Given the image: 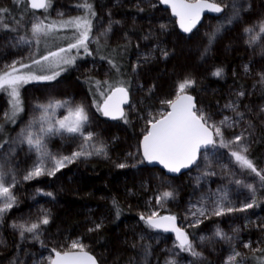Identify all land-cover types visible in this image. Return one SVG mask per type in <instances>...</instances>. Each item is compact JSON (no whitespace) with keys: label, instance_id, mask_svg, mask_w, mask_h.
<instances>
[{"label":"rangeland","instance_id":"1","mask_svg":"<svg viewBox=\"0 0 264 264\" xmlns=\"http://www.w3.org/2000/svg\"><path fill=\"white\" fill-rule=\"evenodd\" d=\"M95 1L92 7L95 16H89L92 32L88 52L91 55L83 48L73 49L68 54L75 57L70 65L57 67L51 60L33 64L31 71L37 75L71 70L69 76L58 75L53 80L32 81L20 87L22 111L15 115L21 113V116L16 118L9 143L0 149V173L16 200L11 209L0 214V264H49L55 251L76 250L71 248L74 241L84 245V250L91 253L98 264H166L168 260H174L175 264H225L233 251L241 253L237 264H248V255L258 254L255 249H263L260 247L264 243V182L239 167L226 148L203 151L192 170L172 178L160 169L146 168L139 147L148 130L147 121L159 118L168 110L162 101L174 99L178 83L185 78L195 80L187 93L195 91L197 110H203L216 123L225 116L238 121L236 126L223 127L225 139L247 130L248 139L244 143L249 149L256 130H264V113H260L264 106V84L258 82L260 74L264 73V35H259L254 43L248 42L259 30L254 28L253 33H245L246 27L256 24L240 21L241 11L231 24L227 23V17L233 12L231 5L244 7L248 0H230L228 16L205 18L194 32L184 35L177 32L168 11L161 10L158 0ZM9 2L0 0V7ZM84 2L50 0V7L30 19V38L24 37L26 42H21L22 36H7L0 32V71L16 61L32 64L38 47L31 31L34 23L84 16L85 9L78 7ZM87 3L91 4V1L87 0ZM151 17L155 25L152 29L147 21ZM161 24L166 25V29H161ZM220 24L224 26L209 46L208 36ZM109 26L111 30L102 35ZM74 35V30L66 29L46 36L37 59L61 47L66 48ZM97 41L131 47L127 59L134 82L132 99L126 110L127 116L118 123L101 118L103 98L100 102L92 100L84 85L85 81L94 82L97 92L101 90V83L110 80L109 65L93 58L91 47ZM161 50L168 52L167 58L162 56ZM245 65L249 69L247 72ZM216 69L223 70L220 77L212 75ZM240 91L245 95L237 96ZM8 101V95L0 92V121L8 111L12 112ZM54 101L67 104L55 110L53 121L68 115L69 108L83 106L89 117L84 133H93V139L85 142L80 135L50 134L44 137L47 153L56 157L70 156L87 143L85 150L93 154L75 159L55 175L24 180L41 158L22 142V133L31 130L39 134L42 111L39 106ZM230 101L238 105L237 111L243 113V119L225 107ZM99 146L104 147V152L97 155L93 149ZM43 160L45 168L54 167L47 156ZM119 164L127 167L120 168ZM205 172L214 174L205 175ZM237 179L242 182L240 185L234 182ZM247 184H251L254 191L244 186ZM165 191L172 192L173 197L157 203V197ZM225 192L228 206L238 208L253 199L255 206L242 212L211 215ZM58 197L59 202L56 201ZM113 197L139 216L150 215L153 211L159 215H174L179 227L188 232L193 248L201 255L197 257L181 251L175 246L177 241L172 235L150 229L137 219L112 224L114 215L110 214V206ZM84 199L88 200L85 208L78 206ZM68 206L71 209H67ZM197 208L206 209V217L193 216ZM54 214L59 221L64 219L62 226L52 224ZM44 215L48 216L49 223L40 224L38 234L24 233L22 237L20 228L14 227L38 223ZM197 218L201 223L193 226ZM96 225H100L98 230L89 231ZM217 229L232 239H220L215 235ZM245 243L250 247L245 248Z\"/></svg>","mask_w":264,"mask_h":264},{"label":"snow or ice","instance_id":"2","mask_svg":"<svg viewBox=\"0 0 264 264\" xmlns=\"http://www.w3.org/2000/svg\"><path fill=\"white\" fill-rule=\"evenodd\" d=\"M19 3L20 0H15ZM28 5L32 9H47L50 7V0H27ZM161 4H165L171 8L172 15L177 18V23L180 29L184 33H191L196 27L198 21L201 18V14L207 10L214 13H223L229 7L224 0H160ZM78 7L84 8L86 14L84 16H76L66 20L54 21L51 23H45L40 21L32 25L31 31L33 39L39 43L40 36H49L55 32L72 29L75 35L71 38L67 47H61L58 51L49 52L48 55L42 56L40 59H33L32 64L20 63L19 61L13 62L11 65H7L3 71H0V92H5L9 97V105L12 109V115L22 111L20 100V87L24 84L32 81H49L58 76L59 72H53L52 75H37L31 71L32 65H40L43 62L52 61L58 67L60 64H72L75 57L69 56L73 49L79 51L83 48L86 54L91 55L88 52V42L92 32V21L89 16H95V12L92 11V6L85 0L84 3L79 4ZM233 12L232 15L227 17V23L231 24L243 6L231 5ZM143 11V9H140ZM7 9H0V13H6ZM223 24L217 26L215 31L209 34L208 43L209 46L214 42L216 36L223 28ZM7 27V26H5ZM161 29H166V25L161 24ZM254 28H258V33L253 34L248 41L250 44L254 43L259 35H264V20L259 21L252 27H246L245 33H253ZM110 26L105 30L110 31ZM21 42H26L24 37L20 38ZM207 51V49H205ZM163 57L167 58L168 52L161 50ZM103 58V57H102ZM109 64H113L112 60L108 61ZM19 65V67L17 66ZM113 67H116L113 64ZM23 69H29V71H23ZM245 72H247L248 66L245 65ZM222 69H216L212 75L220 77L222 75ZM264 84V73L260 74V80L258 81ZM107 84V81L104 82ZM195 85V80L191 78H185L178 83L175 99L162 101L167 105L170 111H164L160 114L159 118L153 117L147 121L148 130L143 136V140L140 143V147L143 151V158L149 163H159L167 171L178 173L181 169L188 168L197 163L200 150L202 148H226L228 149V155L232 160L242 169L249 170L255 176L259 177L264 182V170H259L253 161L246 155L248 152V145L244 143L248 137L245 132H241L239 135L233 136L231 139H225L223 127H233L238 124V121L232 120L230 117L225 116L219 123L213 122L211 117L203 112V110H197L194 102V97L187 93V89ZM245 93L240 91L237 96H244ZM128 102V90L123 86H116L111 89V94L105 99L104 105L100 107V111L105 116H109L112 119L124 117V112L120 108L121 104ZM67 102L54 101L47 105H40L41 115L39 117V134L28 130L26 133H22L24 143H27L30 149H34L38 156L41 158L31 170L24 176V180H31L33 178L42 175H55L60 169L71 164L75 159L81 156H90L93 152H88L85 149L88 144H82L80 150L74 151L70 156H51L47 153L44 143V137L50 134H67L70 137L83 136L85 142L93 139V133H84V127L88 123L89 117L86 109L77 105L74 108H69L68 115L63 119L53 121L52 116L55 110L59 107L66 106ZM226 108L231 109L236 116L243 119V113L237 111L238 105L235 102L230 101L225 105ZM260 113H264V106L260 108ZM6 118H11L8 114H5ZM31 128V125L29 126ZM249 127H252L249 122ZM94 153L99 155L104 152V147L99 146L93 149ZM47 156L54 167L45 168L43 157ZM118 167H127L126 164H119ZM205 175L214 173L205 172ZM14 179V178H13ZM237 185L242 182L237 179L234 181ZM249 191H254L251 184L244 185ZM51 195V193H47ZM173 197V193L165 191L161 196L157 197V203L168 200ZM0 198H3V203H0V214L7 212L13 207L16 200L11 193L10 186H6L4 183L3 173H0ZM227 193H223L216 203V206L211 211V215L222 216L226 213L242 212L255 206V200L252 202L244 203L241 207L228 206ZM115 204V201H113ZM193 216L206 217L207 211L204 208H197L192 213ZM140 219L144 221L146 227L153 230H162L164 232H174L176 235V247L181 251H188L193 256H200L201 254L193 248V244L189 239V235L176 225V217L174 215L159 216V214L153 211L150 215H141ZM49 219L47 215H44L38 223H31L30 225H14L21 230V236L24 233H37L40 224L47 225ZM201 223L197 218L193 226H197ZM100 225H96L95 229H89V231L98 230ZM38 234V233H37ZM215 235L220 239L231 240L225 233L217 229ZM204 239L203 237L201 238ZM84 245L79 241H74L71 245L72 249H76V252H54V258L50 259L49 264H97L96 259L89 255L84 250ZM135 247V245H133ZM245 248H249L250 244L245 243ZM255 251L264 252V249H255ZM241 256L238 251H233L225 262V264H237V258ZM264 259V258H262ZM166 264H175L174 260H168Z\"/></svg>","mask_w":264,"mask_h":264},{"label":"trees","instance_id":"3","mask_svg":"<svg viewBox=\"0 0 264 264\" xmlns=\"http://www.w3.org/2000/svg\"><path fill=\"white\" fill-rule=\"evenodd\" d=\"M90 1L93 7V4L96 1L95 0H90ZM0 9H7L6 13H0V32L3 35L15 36V37L22 36V37L30 38L29 21L32 17L39 16L40 13H35L32 10H30L26 0H20L19 3L15 2V0H10V2L6 6L0 7ZM45 40H46V36H43L39 42L40 44L38 43V47L36 48V57L34 59H37L39 58V56H41L40 45L41 43H44ZM91 48H92L91 50H92L93 58L96 61L107 63L111 69V73H110V80L107 82V84L101 83V86H100L101 90L97 92L95 91L94 82L92 81L84 82V85L87 88L90 98L92 100L100 102V100L102 98L104 99V97L111 91V89L116 86L126 87L128 92L132 93V86L134 82L132 78L130 77L129 60L127 59L130 54L131 47L126 44L110 45L107 43L102 44L100 41L99 42L97 41L96 43H94V45ZM109 60H112L113 64L116 67H113V64H109L108 62ZM69 74L70 72L61 73L59 74V77L60 76L66 77V76H69ZM238 84H244V83L238 82ZM194 92L195 91L193 90L191 91L190 94L194 96L193 94ZM131 99H132V96H131ZM196 105H197V100H196ZM7 114L11 118H6L5 116L0 121V149L9 143L11 139V134H12V131L15 125V121L17 120L16 118L21 116V113L19 115L17 114L13 116L11 110L8 111ZM127 127L130 128L129 124H127ZM246 155L249 157V159L253 161V163L259 170L264 169V157H263L264 156V130L263 129L258 128L256 130L255 136L252 140V143ZM60 200L61 199L58 197L56 201L59 202ZM84 200L85 201L82 200L80 203L79 202H75V203L76 204L79 203L78 206H83V208H85L84 206L88 204L87 203L88 200L86 199ZM113 201H115V204L113 203ZM69 208L71 209L70 206H68L67 209ZM72 208H75V207H72ZM74 212L76 213V211ZM65 214H66V211L63 212V216H65ZM110 214L114 215V217L111 219L112 224L114 225H118L119 222L123 220H127L128 218L139 217V215H137L135 212L128 209L123 203H121L115 197H113L112 205L110 206ZM68 217L70 219V215H68ZM53 219L55 221V222H52L53 225L59 224L60 226H62V224L64 223V219H61L59 221V219L56 217L55 214L53 215ZM72 224L73 223H71V226ZM248 258L251 261V264H264V259H262L264 258V252L258 251V254L256 255L249 254Z\"/></svg>","mask_w":264,"mask_h":264},{"label":"water","instance_id":"4","mask_svg":"<svg viewBox=\"0 0 264 264\" xmlns=\"http://www.w3.org/2000/svg\"><path fill=\"white\" fill-rule=\"evenodd\" d=\"M26 2H27V0H26ZM193 2H194V0H193ZM27 4H28V3H27ZM161 5L163 6V8H164L165 10H167V11L170 13V15H171V17L174 19L175 24H176L177 28L179 29V31L182 32V33H184V32L180 29L179 24L177 23V18H176L175 16L172 15L171 8L168 7V6L165 5V4H161ZM28 7H29L30 10H32V11L35 12V13H41V12L44 10V9H32L29 5H28ZM219 14H220V13H219ZM217 15H218V13H214V12H210V11L205 10V11L201 14V18H200V20L198 21V23H197V25H196L195 28H197V27H198V26L204 21V19H205L206 17H214V16H217ZM195 28H194V29H195ZM194 29H193V30H194ZM110 94H111V91L105 96V98L103 99V101H102L100 107H102V106L104 105L105 99H106L107 96L110 95ZM188 94H190V93H188ZM190 95H192V94H190ZM192 96H193V95H192ZM193 97H194V96H193ZM174 99H175V98H174ZM194 102H196L195 97H194ZM129 104H130V95H129V92H128V102L120 105V108L122 109V111H123L124 113H125L127 107L129 106ZM195 104H196V103H195ZM167 111H170V109H168ZM101 114H102V116H103L104 119H106V120H108V121H112V122H118V121L121 120V118H122V117H120V118H117V119H112V118L109 117V116H105V115L103 114L102 111H101ZM143 136H144V135H143ZM143 136H142V138H141V140H140V143H141V141L143 140ZM140 143H139V147H140ZM208 149H210V148H206V149H205V148H202V149L200 150V154H201L203 151H206V150H208ZM200 154H199V157H200ZM140 156H141V159H142L143 164H144L145 167L150 168V169H153V168L160 169V170H161L166 176H169V177H178V176H181L182 174H184V173L190 171L193 167H195V166L197 165L198 160H199V157H198V160H197V163H196V164H193V165H191V166L188 167V168L181 169L180 172H178V173H173V172H169V171H167V169H165V168H164L162 165H160L159 163H156V162L149 163V162H147L146 160H144V158H143V151H142V148H141V147H140ZM159 216H168V215H159ZM176 225L179 227L177 221H176ZM156 231L164 232V231H162V230H156ZM183 231H184V230H183ZM164 233L171 234V235L174 237V239L176 240V235H175L174 232L169 231V232H164ZM76 251H78V250H72V251H66V252H76ZM86 252H87V251H86ZM61 253H63V252H61ZM87 253H88L89 255H92V254L89 253V252H87ZM92 256H93V255H92ZM93 257H94V256H93ZM52 258H54V254H53V257H52ZM94 258H95V257H94ZM95 259H96V258H95ZM96 261H97V260H96ZM97 264H98V262H97Z\"/></svg>","mask_w":264,"mask_h":264},{"label":"flooded vegetation","instance_id":"5","mask_svg":"<svg viewBox=\"0 0 264 264\" xmlns=\"http://www.w3.org/2000/svg\"><path fill=\"white\" fill-rule=\"evenodd\" d=\"M224 2L225 3H227L228 5H231V3H230V0H224ZM158 3H159V6H160V8H161V10L163 11V10H165L164 8H163V6L161 5V3H160V0H158ZM45 10V9H44ZM43 10V11H44ZM42 11V12H43ZM42 12L40 13V14H42ZM169 13V12H168ZM221 15H226V16H228L229 15V12H227V9L225 10V12H223V13H220V14H218L217 16H214V17H206L207 19H216L217 17H219V16H221ZM169 16L171 17V15H170V13H169ZM239 20L240 21H243L245 24L247 23V24H257L259 21H261V20H264V0H248L246 3H245V5H244V7L242 8V10H241V13H240V15H239ZM153 17H151V18H147V21H150V28L152 29V28H154L155 27V25H154V22H153ZM171 19L173 20V22H174V24H175V21H174V19L171 17ZM205 20V19H204ZM203 23V22H202ZM201 23V24H202ZM201 24L198 26V27H200L201 26ZM175 26H176V24H175ZM197 27V28H198ZM197 28H195L194 30H192V32H194ZM176 30H177V32L179 33V34H182V35H184V34H188V33H182V32H180L179 31V29L177 28V26H176ZM191 32V33H192ZM228 61H229V59H227ZM71 70V69H70ZM70 70L69 71H67V72H70ZM129 95H130V102H131V93L129 92ZM105 98V97H104ZM196 103V102H195ZM130 105V104H129ZM129 107V106H128ZM127 107V108H128ZM127 110V109H126ZM100 115H101V118L103 119V120H106V119H104L103 118V116H102V114H101V111H100ZM127 115H126V111H125V113H124V117H126ZM124 117H122L121 118V120L124 118ZM121 120H119V121H121ZM106 121H108V120H106ZM118 121V122H119ZM108 122H112V121H108ZM118 122H112V123H118ZM209 150V149H208ZM199 159H200V157H199ZM198 162H199V160H198ZM147 168V167H146ZM194 168V167H193ZM192 168V169H193ZM148 169H150V168H148ZM153 169H156V168H153ZM191 169V170H192ZM189 172V171H188ZM187 173V172H186ZM185 174V173H184ZM183 175V174H182ZM179 177V176H178ZM172 178H176V177H172ZM162 215H168V214H162ZM140 217L141 216H139V217H132V218H128V219H137L141 224L143 223V224H145L144 223V221H142L141 219H140ZM178 223V222H177ZM179 225V224H178ZM156 231V230H155ZM158 232H160V231H158ZM186 232V231H185ZM161 233H164V232H161ZM187 234H188V232H186ZM166 234H168V233H166ZM168 235H171V234H168ZM264 248V243H262L261 244V247L260 248ZM248 260H247V262H248V264H251V261L249 260V258H247Z\"/></svg>","mask_w":264,"mask_h":264}]
</instances>
